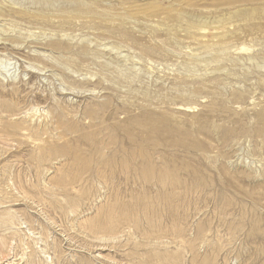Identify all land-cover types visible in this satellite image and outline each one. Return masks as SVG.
I'll list each match as a JSON object with an SVG mask.
<instances>
[{"label": "rangeland", "instance_id": "1", "mask_svg": "<svg viewBox=\"0 0 264 264\" xmlns=\"http://www.w3.org/2000/svg\"><path fill=\"white\" fill-rule=\"evenodd\" d=\"M0 264H264V0H0Z\"/></svg>", "mask_w": 264, "mask_h": 264}, {"label": "bare ground", "instance_id": "2", "mask_svg": "<svg viewBox=\"0 0 264 264\" xmlns=\"http://www.w3.org/2000/svg\"><path fill=\"white\" fill-rule=\"evenodd\" d=\"M224 26V25H223ZM178 29V28H177ZM180 29V28H179ZM221 29H223V27H221ZM183 30V29H182ZM217 30H219L218 28H217ZM186 31V30H185ZM194 32H196V33H200L201 35H203L204 34V29H202V28H200V29H196ZM214 34L216 35V34H218V31L216 32V31H214ZM207 101V100H206ZM174 106V105H173ZM190 106V105H189ZM179 107V109H180V105L178 106ZM177 108V107H176ZM189 108V107H188ZM187 108V109H188ZM191 108V107H190ZM189 108V109H190ZM183 109H184V107H183ZM186 109V108H185Z\"/></svg>", "mask_w": 264, "mask_h": 264}]
</instances>
